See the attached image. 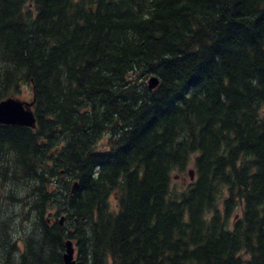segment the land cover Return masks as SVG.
I'll list each match as a JSON object with an SVG mask.
<instances>
[{"label":"trees","instance_id":"obj_1","mask_svg":"<svg viewBox=\"0 0 264 264\" xmlns=\"http://www.w3.org/2000/svg\"><path fill=\"white\" fill-rule=\"evenodd\" d=\"M24 84L0 264H63L67 239L75 264H264V0H0V100Z\"/></svg>","mask_w":264,"mask_h":264},{"label":"water","instance_id":"obj_2","mask_svg":"<svg viewBox=\"0 0 264 264\" xmlns=\"http://www.w3.org/2000/svg\"><path fill=\"white\" fill-rule=\"evenodd\" d=\"M158 84V78L154 75L148 78L149 89ZM33 99L30 101L22 100L17 96H9L0 100V124L19 125L29 128L36 127V117L32 110ZM191 173V172H190ZM192 177V176H191ZM76 183L73 184L75 187ZM64 216L60 217L62 222ZM63 264H75L74 246L70 239L65 241V252L63 253Z\"/></svg>","mask_w":264,"mask_h":264},{"label":"rangeland","instance_id":"obj_3","mask_svg":"<svg viewBox=\"0 0 264 264\" xmlns=\"http://www.w3.org/2000/svg\"><path fill=\"white\" fill-rule=\"evenodd\" d=\"M16 96L22 100L30 101L31 97H32V92H31L30 86L28 84H24L21 87L20 92ZM105 142H106V136L104 135V137L98 143V146L100 148H102V146ZM194 176H195V173H194V169H193V162L191 161L188 164V167L184 172H175L172 174V180H171L172 188H174L178 191L184 189L191 182V179H193ZM10 210L13 213H17V211H19V212L21 211L18 204L14 205V206H10ZM50 211H51V209L49 210V214H50ZM61 216H64V214L58 215V218H60ZM28 228H29V221L28 220H26L23 223H19L16 221V223L13 226L12 237L16 242L19 243V245L21 247H22V240L24 239V234L27 233Z\"/></svg>","mask_w":264,"mask_h":264},{"label":"flooded vegetation","instance_id":"obj_4","mask_svg":"<svg viewBox=\"0 0 264 264\" xmlns=\"http://www.w3.org/2000/svg\"><path fill=\"white\" fill-rule=\"evenodd\" d=\"M55 219V217H50V219H48V221L50 222V221H52V220H54ZM58 220H59V222H60V218H58Z\"/></svg>","mask_w":264,"mask_h":264}]
</instances>
